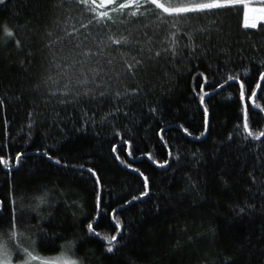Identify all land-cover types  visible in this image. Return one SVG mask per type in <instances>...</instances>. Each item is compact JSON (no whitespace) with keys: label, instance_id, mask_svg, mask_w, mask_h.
Listing matches in <instances>:
<instances>
[{"label":"trees","instance_id":"obj_1","mask_svg":"<svg viewBox=\"0 0 264 264\" xmlns=\"http://www.w3.org/2000/svg\"><path fill=\"white\" fill-rule=\"evenodd\" d=\"M59 0H10L7 7H0V23L10 26L19 25L17 38L22 47L17 48L14 43L5 45L3 33L0 32V146L8 145L5 152L12 155L17 150H26L28 155L21 168L23 174L9 177L7 170L0 167V199H6L10 192L9 184L15 189L17 206L24 207L25 212L21 223L23 231H35L33 227L39 223V217L31 212L28 204L34 195L49 191V204L42 206L40 212L48 217L45 220L46 231L51 235L58 233L62 239L55 244L42 246L37 250L45 257H58L61 245L67 241H83L86 236L84 213H92V185L83 183L68 174L70 170L60 169L46 158L37 155V150L45 144L56 141V155L69 164L96 165L104 177V199L115 205V199L127 193L129 187L135 189L133 175L125 170L110 154L111 144L107 141L113 139L114 131H124V126L132 129L139 148L151 152L154 158L163 162L167 158L166 150L158 143L154 132L157 127L154 121L147 119V108L159 102L160 115L163 123L168 126L173 137L172 143L189 151L196 150L204 154L200 166L192 165L181 169L171 179V170L165 173L156 169L147 159L131 161L133 167H139L146 174L155 177L154 195L151 200L136 207L129 208L120 213L128 221L133 241L119 253V260L109 259L104 255L103 242L96 239L90 243L78 246L72 259L87 257V264H225L227 258H234L236 264H264V185L260 176L259 161L264 160V146H253L246 150L242 141L236 139L228 143L229 133H234L235 126L241 123V104L238 102L237 86L221 90L220 95L206 98L210 109L211 135L203 142H188L183 138L178 142L176 137L182 133L176 130L177 123L191 125L190 131L198 134L202 125V110L198 109L197 102L192 96L191 76L188 69L192 66L187 62L171 63L167 58L157 59L154 55L151 61L148 56L161 50L168 44L169 31L167 28L157 29L155 24L145 29L142 23H129L114 25L111 31L102 25L93 24L90 29L81 28L87 24L90 13L78 8L75 3L70 11L54 7ZM253 7H258L253 0ZM249 15V23L252 22ZM258 15V14H255ZM218 27L210 35H197V43L203 44L207 55L200 60H193V64H201V70L211 65L207 75L222 77L221 69L239 68L244 64H264V22H258L255 29L243 27V15L238 9L224 12L216 17ZM209 20L193 19L189 28L207 26ZM73 27L80 29L77 38H69L65 31ZM48 32L53 35L49 37ZM90 32L91 35L84 39ZM145 32L147 35H145ZM119 38L121 35H130L133 44L129 46L110 45L108 36ZM62 39L49 50L45 47L50 40ZM150 39V43H149ZM110 45L100 56L87 58L81 66L70 68L65 75L59 73L64 69L55 68L51 61L55 53L57 64H71L74 60L85 59L80 55L85 50L99 51L101 45ZM135 41L140 44L136 45ZM187 43L180 42L181 46ZM80 47L77 48L76 45ZM143 47L141 53L139 48ZM151 49V53L149 52ZM133 63L132 57L145 60V69L138 72L133 78L127 75L124 59ZM113 59L109 66L107 60ZM102 68L105 79L112 78V90H123L139 86L148 95H142L140 102L131 105L132 116L129 119L121 117L116 121V128L98 123L96 127H89L86 131H75L73 123H67L64 133L61 134L50 125L55 112L62 116L72 114L76 125L79 126L82 112L85 108L97 109L99 119L106 113L111 105L105 103L102 109L99 106L82 105L80 108L68 106L62 108L52 99L45 104L47 88L41 84L43 77L51 75L58 79L59 84H50L53 89L71 80L75 89L81 70ZM178 73H183L182 75ZM120 75V80L116 75ZM91 78V76H89ZM44 113L42 124H36L32 130V140L29 141L27 124L30 122L29 112ZM178 117H183L179 120ZM5 121H7V135L5 134ZM152 125V130H149ZM97 133L99 135H97ZM119 138H117L118 140ZM223 142L224 146L220 147ZM258 144V142H255ZM121 151V158L127 161L126 154ZM143 151L137 153L142 156ZM206 163V167L204 164ZM175 167V165H173ZM257 181L253 184L248 176L253 170ZM191 176L199 190L191 189L187 177ZM56 189H59L57 191ZM248 189H251L249 191ZM63 191L68 196V202L79 200L84 204V213L75 208H68L60 196ZM111 193V196H109ZM160 197L156 199V197ZM20 197L24 198L21 205ZM159 205V212L155 205ZM256 205L254 211L239 215L238 210L245 205ZM73 211L76 215L73 216ZM109 219H103L97 231L102 234H113ZM35 238V237H34ZM48 250H45V249ZM94 253V254H93Z\"/></svg>","mask_w":264,"mask_h":264},{"label":"snow or ice","instance_id":"obj_2","mask_svg":"<svg viewBox=\"0 0 264 264\" xmlns=\"http://www.w3.org/2000/svg\"><path fill=\"white\" fill-rule=\"evenodd\" d=\"M258 7H253V0H59L54 5L57 9H65L70 11V7L66 8V3L71 5L75 3L78 8L85 9L90 13L88 23L81 24V28L90 29L93 24L98 27L103 26L106 30L111 31L114 25L127 26L129 23H142L145 29L155 24L157 29L167 28L169 31L168 44L155 53L148 56L151 61L154 55L157 59L162 56L167 58L171 63H184L185 60L192 66L188 69V74L193 81L192 96L197 102L198 109L202 110V125L198 134L190 131L191 125L186 126L185 123H177L176 130L182 133V137H176L178 142L184 139L188 142H203L211 135V120L210 109L206 98H211L221 94V90H226L228 87L237 86L239 94L238 102L241 104V123L235 126L234 133H229L227 137L228 143H234L236 139L242 141V147L246 150L253 146H264V64L254 65L252 63L244 64L239 68L232 69H215V72L224 71V75L217 78L215 74L210 78L206 73L211 65H208L201 70V64H193V60H200L203 63L202 57L207 55V49L203 44L197 43V35H210L212 30L218 27L216 17L224 12H229L233 9H238L243 15V27L255 29L257 27V20H264V0H254ZM10 0H0V7H7ZM252 16V22L249 23V15ZM201 18L209 20L207 26H200L198 28H189L188 24L193 20ZM264 27V24L261 25ZM0 32L3 33V43L10 45L14 43L17 48H21L20 39L17 38L19 32V25L13 27L8 23H0ZM80 29L73 27L71 31H65V35L69 38H77ZM47 35L52 37V33ZM91 35L90 32L85 35ZM145 35L147 33L145 32ZM62 38L57 37L56 40H50L45 45L51 50L54 44L58 43ZM186 40L182 46L180 42ZM110 45L120 47L129 46L133 44L130 35H121L115 38L113 35L108 36ZM149 39V43H150ZM139 45V41H135ZM99 51L93 52L88 49L83 51L80 55L85 59L74 60L71 64H57L55 62V53H53L52 65L57 68H63L60 72L61 76L70 68L83 66L87 58L102 55L110 45H103L101 40ZM80 47L79 44L76 45ZM140 52L144 51L143 47L139 48ZM151 53V49L149 48ZM122 59L124 54L121 53ZM133 63H129L124 59V67L127 75L135 78L136 74L145 69V60L137 57H132ZM107 64L111 66L113 59L109 58ZM102 68H92L87 71L81 70L80 76L82 79H77L75 89L72 86L71 80L63 85V88H51L50 84H59L58 79H54L51 75L43 77L41 84H37V90L43 85L47 88V96L49 99L45 100V104L51 103L52 99L56 100L62 108L66 109L68 106L80 108L82 105L95 104L102 109L105 103L111 105L110 109L102 116L97 117V109L85 108L82 112L79 126L76 125L75 116L69 114L62 116L61 112H55L54 117L50 121V125L56 128L61 134L64 133V128L67 123L72 122L75 131H86L89 127H96L108 125L113 129L116 128V121L121 117L129 119L132 116L131 105L133 102H140L142 95H148L139 86L128 88L127 86L121 91L119 89L112 90V78L102 75ZM182 75L183 73H178ZM91 76V78H89ZM116 79L120 80V75H116ZM4 101L0 100V104ZM147 119L154 121L157 130L154 135L158 138V143L166 150L167 158L163 162L154 158L151 152L143 151L139 148L135 136L132 134L133 130L124 126V131H114L113 139L107 141L111 144L110 154L115 161H118L125 170H130L133 175V184H138V187L133 189L129 187L126 194L115 199L113 203L104 199V184L105 180L100 170L95 164L89 162L88 164H69L63 161L56 155V141L52 144H45L42 149L37 150V155L46 158L60 169H68L76 179L85 184L89 182L92 185V199L93 211L92 213H84V204L78 199L68 202V196L60 191V196L64 199V204L68 208H75L81 213H84L85 219L82 223L85 224L86 236L83 241H67L61 245V252L58 257H45L37 250L42 246L55 244L57 240L62 239L58 233L49 234L45 228V220L48 217L41 214L42 206L49 204V191H43L40 195H34L28 204L31 212H35L39 217V223L33 227L35 231H23L20 221L23 218L25 208L17 206V196L15 189L9 184L10 192L6 199H0V264H87V257L71 258L79 247L84 243H90L98 239L103 242L104 255L112 260H119V253L123 251L129 243L134 239L131 233L128 221L121 217L120 213L136 207L138 204L145 202V199L151 200L153 198L155 177L145 173L139 167H133L131 161L145 158L155 166L156 169H161L165 173V179L168 178L167 173L171 170V179L175 181V174L181 169L190 168L192 165L200 166L204 159V154L196 150L189 151L186 148L177 146L172 143L173 137L168 133L171 128L168 126H160L163 123V117L160 115L161 107L159 102L147 108ZM44 113H37L35 111L29 112V123L27 124L29 141L32 140V130L36 124H42ZM182 120L183 117H178ZM149 130H152V125H149ZM5 134L7 135V121H5ZM97 135H99L97 133ZM117 138H119L117 140ZM255 142H258L256 144ZM220 147H223V142ZM8 145L0 146V167L7 170V175L13 177V172L17 175L23 174L21 168L24 166V159L28 153L26 150H17L14 155L10 152H5ZM126 154L127 161L121 158V151ZM143 151L142 156H137V153ZM259 161L260 176L264 178V160L257 156ZM175 165V167H173ZM206 167V163L204 164ZM254 169L248 173V176L253 184L257 181V176L254 175ZM14 178V177H13ZM191 189L198 191L199 186L192 181L191 176L187 177ZM264 185V179L261 180ZM59 191V189H56ZM251 191V189H248ZM111 196V193H109ZM160 197H156L159 199ZM21 205L24 203V198L20 197ZM155 210L159 212V205L156 204ZM256 205H245L238 210L239 215L247 214L248 211H254ZM76 212L73 211V216ZM103 219H109L112 224L113 234H102L97 231L100 222ZM35 237V238H34ZM45 250H48L47 248ZM71 254V255H70ZM94 254V253H93ZM225 264H236L234 258H227Z\"/></svg>","mask_w":264,"mask_h":264},{"label":"bare ground","instance_id":"obj_3","mask_svg":"<svg viewBox=\"0 0 264 264\" xmlns=\"http://www.w3.org/2000/svg\"><path fill=\"white\" fill-rule=\"evenodd\" d=\"M253 15H255V14H253ZM253 15H252V16H253ZM251 19H252V18H251ZM249 20H250V19H249ZM258 22H264V21H258ZM258 22H257V23H258Z\"/></svg>","mask_w":264,"mask_h":264},{"label":"rangeland","instance_id":"obj_4","mask_svg":"<svg viewBox=\"0 0 264 264\" xmlns=\"http://www.w3.org/2000/svg\"><path fill=\"white\" fill-rule=\"evenodd\" d=\"M259 21H264V20H259Z\"/></svg>","mask_w":264,"mask_h":264}]
</instances>
